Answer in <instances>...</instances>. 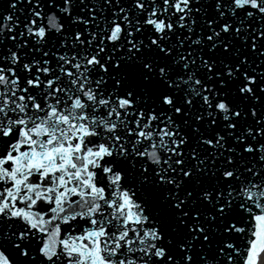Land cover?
<instances>
[{
	"label": "snow or ice",
	"instance_id": "6c2138e0",
	"mask_svg": "<svg viewBox=\"0 0 264 264\" xmlns=\"http://www.w3.org/2000/svg\"><path fill=\"white\" fill-rule=\"evenodd\" d=\"M0 264H264V0H0Z\"/></svg>",
	"mask_w": 264,
	"mask_h": 264
}]
</instances>
